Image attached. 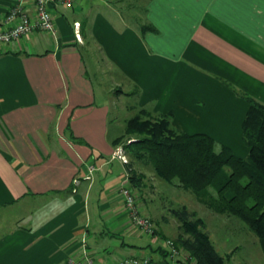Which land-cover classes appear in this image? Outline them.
<instances>
[{
	"label": "crops",
	"instance_id": "1",
	"mask_svg": "<svg viewBox=\"0 0 264 264\" xmlns=\"http://www.w3.org/2000/svg\"><path fill=\"white\" fill-rule=\"evenodd\" d=\"M13 1L0 0V24ZM48 10L54 34L0 45V264H67L81 253L179 264L128 222L117 195L126 168L110 143L122 130L101 97L116 83L103 78L119 79L113 89L131 94L132 108L170 110L174 128L244 157L239 94L264 104V0H75Z\"/></svg>",
	"mask_w": 264,
	"mask_h": 264
},
{
	"label": "trees",
	"instance_id": "2",
	"mask_svg": "<svg viewBox=\"0 0 264 264\" xmlns=\"http://www.w3.org/2000/svg\"><path fill=\"white\" fill-rule=\"evenodd\" d=\"M239 95L247 104L240 123L244 157L217 147L207 134L174 128L170 110L154 117L139 108L123 121L121 134L110 143L120 146L127 158L123 165L130 189L141 191L145 187L146 170L167 184L188 190L210 211L242 222L264 256V104ZM170 211L178 221L179 233L172 240L177 248L194 264H225L200 217L184 205Z\"/></svg>",
	"mask_w": 264,
	"mask_h": 264
},
{
	"label": "rangeland",
	"instance_id": "3",
	"mask_svg": "<svg viewBox=\"0 0 264 264\" xmlns=\"http://www.w3.org/2000/svg\"><path fill=\"white\" fill-rule=\"evenodd\" d=\"M112 78H103L104 84L114 81L116 84H112L113 88L120 86L119 79L114 76ZM113 88L109 89L108 95H101V97L110 102V105L112 104V113L117 118L119 131H121L123 121L135 114L138 109L132 108L133 105L130 106L133 102L131 94L119 95ZM135 170L139 169L135 167ZM143 172L146 180L145 187L141 191L131 188V191L140 213L151 222L152 236H157L162 244L167 239L173 240L179 233L178 221L170 209L184 205L188 211L194 212L201 218L204 231L225 264H264V256L255 236L237 218L214 213L197 202L190 191L167 184L146 170Z\"/></svg>",
	"mask_w": 264,
	"mask_h": 264
},
{
	"label": "built area",
	"instance_id": "4",
	"mask_svg": "<svg viewBox=\"0 0 264 264\" xmlns=\"http://www.w3.org/2000/svg\"><path fill=\"white\" fill-rule=\"evenodd\" d=\"M75 0H32V8L24 6L23 0H14L6 11L0 24V45H18L19 39L32 32H45L54 34L55 26L52 14L48 10L50 4H61L69 8ZM76 35V33H75ZM77 37V35H76ZM111 158L126 162L120 146H116ZM93 166L87 164L86 171L91 173ZM117 195L122 202L123 209L131 227L139 230L142 234L152 236L153 229L149 219L142 215L135 204L134 194L127 185L126 178L117 188ZM167 257L176 260L179 264H194L192 259L182 250L177 248L172 240L163 241ZM83 251V250H82ZM67 264H106L105 262L94 261L81 253L80 257H68ZM113 264H150L147 256L124 257L116 259Z\"/></svg>",
	"mask_w": 264,
	"mask_h": 264
}]
</instances>
